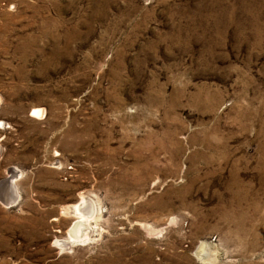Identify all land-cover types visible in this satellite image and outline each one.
Returning a JSON list of instances; mask_svg holds the SVG:
<instances>
[{"label":"rangeland","instance_id":"1","mask_svg":"<svg viewBox=\"0 0 264 264\" xmlns=\"http://www.w3.org/2000/svg\"><path fill=\"white\" fill-rule=\"evenodd\" d=\"M0 264H264V0H0Z\"/></svg>","mask_w":264,"mask_h":264},{"label":"bare ground","instance_id":"2","mask_svg":"<svg viewBox=\"0 0 264 264\" xmlns=\"http://www.w3.org/2000/svg\"><path fill=\"white\" fill-rule=\"evenodd\" d=\"M40 114V110L39 109H37V108H34L33 110H32V112H31V115L33 116V115H39ZM9 176H7V177H11L12 179H11V181L10 180H8V179H10V178H8V179H5L4 180V182H2V183H7V184H9V187H10V190H11V193L13 194V196L11 197L12 199H14L15 197H14V194H16V189H15V185H14V179L15 178H17V174H18V172L13 168V169H11L10 171H9ZM10 198V200H12ZM15 200V199H14ZM13 200V201H14ZM10 202V201H9ZM67 209H68V206L66 207ZM66 209V210H67ZM77 209V208H76ZM75 209V210H76ZM92 215V214H91ZM87 217H85V215L83 216L82 214L81 215H78V217H77V220L74 222V224L71 226V228L68 230V241L69 242H72V241H74L75 239H77V238H87V234H85V233H83V231H82V227L85 225L84 223H86L87 224ZM85 232V231H84Z\"/></svg>","mask_w":264,"mask_h":264}]
</instances>
